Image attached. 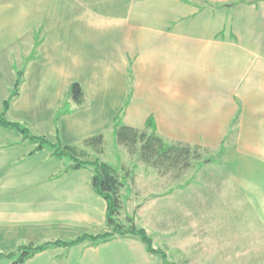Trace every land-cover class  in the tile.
Wrapping results in <instances>:
<instances>
[{"label":"crops","instance_id":"crops-1","mask_svg":"<svg viewBox=\"0 0 264 264\" xmlns=\"http://www.w3.org/2000/svg\"><path fill=\"white\" fill-rule=\"evenodd\" d=\"M20 74L5 117L33 136L80 148L112 138L122 112L130 129L142 131L149 119L165 141L212 152L210 167L198 168L204 203L232 194L259 245L247 262L249 249L210 244L205 255L220 262L206 264H264V0H0V109ZM72 83L80 106L69 101ZM64 104L68 113L58 116ZM33 149L0 127V256L96 234L105 222L90 172L62 173L67 158ZM179 177L168 189L194 191L198 202L202 188ZM22 264L162 262L124 237L50 247Z\"/></svg>","mask_w":264,"mask_h":264},{"label":"rangeland","instance_id":"rangeland-1","mask_svg":"<svg viewBox=\"0 0 264 264\" xmlns=\"http://www.w3.org/2000/svg\"><path fill=\"white\" fill-rule=\"evenodd\" d=\"M193 149L187 160L188 165L183 166L180 162L175 167L164 165L155 169L140 161L137 149V153L130 154L125 146L115 144L113 137L106 138L105 152L100 159L117 171L124 184L120 190L119 218L125 226H128L130 218L138 229H144L152 241V247L164 252L170 264H206V258H210L213 263L220 262L219 256H206L205 250L210 244L217 247L222 242L224 246L249 249L250 253L246 254L245 259L247 262L254 261L253 251L259 245L258 239L251 236L252 225L241 222L247 218L244 212L237 217L234 206L240 201L233 200L232 194L226 193L215 202L214 207L204 203V194L206 197L207 192L204 175L198 168L210 167L206 161L212 152ZM178 175L180 177L175 179V183L182 186L192 183L194 187L202 188V197L197 198L198 202H192V195L196 193L194 191H175L172 194L168 189L172 188L173 178ZM160 186H163L164 193ZM168 193V196L160 198ZM180 195L183 197H178ZM222 206L225 212L220 213ZM226 226L229 227L228 233L225 231ZM218 234L225 237L223 241L217 237ZM158 260L161 261L160 256ZM0 264H9V261L0 259Z\"/></svg>","mask_w":264,"mask_h":264},{"label":"trees","instance_id":"trees-1","mask_svg":"<svg viewBox=\"0 0 264 264\" xmlns=\"http://www.w3.org/2000/svg\"><path fill=\"white\" fill-rule=\"evenodd\" d=\"M21 75L15 79L8 97L2 102L0 127L17 131L22 135V138L34 144V149L31 153L46 149L53 157L59 159L67 158L70 164L64 168L62 173L72 170L89 171L91 174V187L96 194L105 200L107 210L104 225L101 227L100 232L96 234H82L67 242L55 240L54 242L42 244H28L19 247L14 253L0 257L9 261V264H22L36 253L48 250L50 247H62L67 250L84 242L96 245L114 238L133 237L144 244L148 253L160 256L162 264H170L164 252L152 247V241L144 229H138L130 218H128V226H125L119 218L121 209L120 190L124 184L118 177L117 171L108 163L101 161L99 157L105 150V138L103 135L88 138L82 142L80 148H77L63 145L57 138L51 140L45 137L33 136L25 126L6 119L5 114L9 104L18 94ZM69 101L77 106L83 103V94L79 84L72 83L70 85ZM65 107L66 105L64 104L58 111V116L68 113ZM121 115L122 112L116 116L112 129L115 144L125 146L130 154L138 152L140 161L150 164L155 169L164 165L175 167L180 162L183 163V166L188 165L187 160L192 148L181 144L169 143L159 137L149 119L142 131L130 129L122 124ZM86 149L90 151L88 152ZM136 149L138 150L137 152Z\"/></svg>","mask_w":264,"mask_h":264}]
</instances>
